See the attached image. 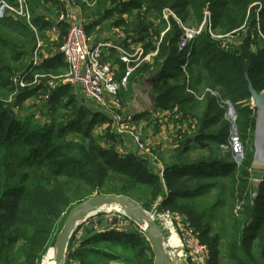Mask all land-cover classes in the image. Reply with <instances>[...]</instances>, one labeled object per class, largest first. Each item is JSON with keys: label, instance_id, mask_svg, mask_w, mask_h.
I'll use <instances>...</instances> for the list:
<instances>
[{"label": "trees", "instance_id": "1", "mask_svg": "<svg viewBox=\"0 0 264 264\" xmlns=\"http://www.w3.org/2000/svg\"><path fill=\"white\" fill-rule=\"evenodd\" d=\"M5 1L17 5L16 0ZM79 2L86 13L94 12L86 15L88 22L84 25L87 33L96 35L98 40L105 35L107 20L116 18L112 29L118 30L128 25L125 17L130 16L133 28L126 29L125 36L142 44L145 54L153 52L155 43L168 28L162 18L166 8L173 9L181 21L191 12L202 22L205 11L209 10L212 29L232 33L244 29L246 21H250L247 13L254 4H264V0ZM50 3L52 0H27L31 22L46 44L47 54L52 52V42L45 32L53 27V22L39 10L52 14ZM150 14L156 15L159 22L148 21ZM260 14L263 18L264 6ZM169 23L170 30L163 36L158 53L136 68L131 78L157 75L154 110L169 113L176 109L183 115L181 121L190 127L191 132L180 131L178 147L166 158L161 157L166 165L165 187L147 161L133 154H117L115 138L111 140L114 144H100L95 136L96 128L110 119L78 90L69 85L49 90L46 81L38 87L17 88L13 77L18 73L30 72L29 78L37 72L59 74L68 65L64 56L57 53L33 67L36 32L23 17L0 20V264H41L48 249L54 247L71 209L94 194H123L133 198L128 188L110 189L107 180L111 176L142 185L149 193L165 194L163 206L187 216L191 227L200 232L201 242L211 246L208 264H264V187L257 192L251 185L246 167L252 163L251 153L238 165L230 153L223 157L220 149L228 141L230 132L225 101L235 108L236 123L244 138L250 137V131L253 134L256 131L258 108L251 104L248 86L251 81L255 90L264 92V49L257 48L256 52L252 48L259 30L264 31V21L248 22L246 37L236 50L222 49L208 30H203L191 48L185 72L181 66L186 62V53L178 51L182 29L172 17ZM58 26L61 33L54 45L60 48L69 25L59 23ZM108 53V59L111 54L118 59L116 51ZM189 90L204 95L203 100ZM41 93L48 95L45 104L36 110L42 119L35 113L25 117L26 109L31 111L25 103ZM11 97L15 101L13 105L7 104ZM147 115L142 113L134 120ZM42 120L45 121L42 123ZM193 150L205 151L207 155L193 156ZM210 179L220 181L207 185ZM213 189L217 197L206 203L204 194ZM237 202L239 214L233 213ZM74 233L68 248V252L73 250L69 264L75 260L79 264H110L118 258L94 250L89 245L94 240L107 239L125 252V260L119 261L122 264H136L152 251L148 239L132 231L118 233L111 228L104 233L90 231L79 242ZM90 254L101 255L106 262L89 261Z\"/></svg>", "mask_w": 264, "mask_h": 264}, {"label": "rangeland", "instance_id": "2", "mask_svg": "<svg viewBox=\"0 0 264 264\" xmlns=\"http://www.w3.org/2000/svg\"><path fill=\"white\" fill-rule=\"evenodd\" d=\"M264 4L261 3H256L254 4L248 11L247 13V17L249 18L250 21H246V25L243 26L244 29L236 32H232V33H225L223 30L221 31V29L219 28H214L212 29V35L210 34V36L212 37V39H214L215 41H217L218 43L221 44V48H225L227 50L229 49H237L240 48V41L243 39V37H246V33L248 30V22L253 21V19L259 20V23L262 22V20L264 21V17L261 18V10L263 9ZM44 10H39L41 15H45L46 18L49 19H53L54 18V14H47L46 12H42ZM145 11L146 8H145ZM175 12V11H174ZM93 11L88 12L87 15H93ZM149 13V12H148ZM147 13V14H148ZM176 13V12H175ZM177 15V14H176ZM178 17V16H177ZM185 17V21H180L183 22V24L185 25V28H189L191 30H198L200 29L204 22H202V20H198L197 17H195L191 12H189L187 15L184 16ZM127 19V26H124L123 28H120L118 30H113V26H114V22L116 21V18L107 20L104 23V26L106 27L105 29V33L106 35L110 36V32L111 34H126L125 30L126 29H130L133 28V26H131L132 20L130 16L126 15L125 17ZM151 23L155 22L158 23L159 22V18L156 15L150 14L149 15V20ZM204 21V20H203ZM204 31L207 30V27H204L203 29ZM209 31V30H208ZM210 32V31H209ZM66 36V35H65ZM93 37V38H92ZM92 38V42L93 41H97V36L93 35ZM254 45H253V51H256L257 48L259 49H264V31L261 29L259 30L258 36L255 38L254 40ZM55 48H57L54 45ZM257 52V51H256ZM108 51H105V57L108 59ZM113 57V59L111 58ZM111 57H109L108 60H110V62L112 63H116L118 59H116V57L111 54ZM150 61V60H149ZM151 63H154V60L151 61ZM153 69L155 68V64H152ZM64 71H61L60 73H62ZM52 73V72H51ZM53 74V73H52ZM157 78V75L154 76L153 78H151V76L149 77H140L138 76L137 78L130 80V84L128 86V89L124 92H121V97H120V107H119V111L121 112V114L125 117L131 118V120L127 123L124 124L123 127L117 128L114 124V121L110 118V115L107 114V118L110 119L109 123H104L103 125H100L96 128L95 131V136L97 138L100 139V144L102 146L106 145H111L114 144V142H112L111 140H113L115 138V144H117V146H122V148L124 150L127 151V154H133L135 156L139 157H143L142 153L140 152L139 155H137V151L138 148L137 146H135L133 139L131 138V134L132 133H136V136H140L143 140H146L147 142L151 140H149V136H148V131L151 130V132L153 134L156 135V132H159V136L163 135V137H165L166 139H173V137L177 138L179 137V135H176V131H177V127L179 126V124L181 125L182 123H184L185 121H181V120H176L173 117V113L174 110H172L171 112H169V117L170 119L167 120V127L171 128L169 130L166 131H160L159 129L155 128L159 125V121L163 120V118L161 117V115L163 114L162 111L160 110H154L155 107V100H156V93H154V83L155 80ZM154 81V82H153ZM127 92H130V94H127ZM80 93V91H79ZM81 94V93H80ZM48 95L46 94H39L36 95V97H33V99L27 101L25 104V107L30 109L31 111L27 110L26 108V112H24L25 117H30L33 115V113L36 114V117L41 120L42 116L40 115L39 111H36L38 107H40L41 105L45 104V101H47V97ZM252 104V101H251ZM118 110V107H117ZM29 111V112H28ZM142 113H148L149 115H147L148 117L145 118H141L138 119V121H135V117H137L138 115L142 114ZM184 114V113H183ZM185 115V114H184ZM264 111L263 110H259L256 113V131L253 133H251V131L249 132L250 137L248 138H244L242 136V134H240L239 131V137H240V141L241 143H243L244 146V158L247 156L248 152L251 153L250 157L252 160V163L249 164L247 167L248 171H249V179L251 182V185L253 186V189L255 191L258 192L259 188L264 187V159L260 158V154H261V149H260V133L263 130V120H264ZM127 118V120H129ZM226 118L228 120V114L226 111ZM45 120H42V123ZM229 121V120H228ZM106 132L107 135H106ZM191 132V131H190ZM193 134V133H192ZM254 135V136H253ZM156 143L153 142L154 147L159 149V143L161 141V139H157V137L155 138ZM227 143V142H226ZM221 147V146H220ZM263 148V146H262ZM223 153V157H228V151H222ZM169 155V154H168ZM191 155L193 156H201V157H206L207 152L205 151H201L199 152L198 150H193L191 152ZM159 156L162 158H165V156L162 154L161 149H159ZM263 157V156H262ZM261 159V160H260ZM198 160V159H197ZM238 167L239 168H242ZM151 168V167H150ZM220 181L219 179H210L206 184L209 185L210 183L213 182H218ZM107 182H110V184L108 183V186L110 189H115V190H121L122 188H128L130 190L133 196V200H135L139 205H141L143 207V209L148 212L150 215H152L155 219H158L159 216H164L165 220H169L171 222L172 228H173V232H170L169 229H167L165 227V225H163V232H164V236H163V242L164 244H169L171 245L176 239L179 241V246L176 248V253L174 255V257H172L174 260L179 261L180 264H196V256H192L190 250L188 249V247L186 246V237L184 235L185 233V229L187 227H191V222L189 221L188 217L180 214L179 212L174 213L172 210V208L170 207H165L163 206V200L166 198V195H160V194H154V193H149V191L142 185L137 186L134 185L131 181H128L126 179H121L117 176H111L109 178V180H107ZM163 185L165 187H167L166 181L165 183L162 182ZM168 190V189H167ZM261 192V191H260ZM98 194H94L92 196H95ZM258 194L255 193L254 196L256 197ZM91 196V197H92ZM217 197V192L215 189L211 190L209 193L204 194L203 200L206 203H209L210 201L214 200ZM90 198V197H89ZM87 201V200H85ZM82 201V202H85ZM80 202V203H82ZM79 203V204H80ZM238 206L236 207V209L233 211V213L239 214V212L241 211V209L239 208L240 203L237 202ZM78 205V204H77ZM160 212H158V209ZM170 215L171 218H168L166 215ZM120 224L123 225L124 224H129L130 225V229L131 231L137 234H140L139 232H137V228H139V224L137 222H135L134 219H132L130 216L126 215L125 213L118 211V210H107V209H103V210H99L96 214L90 215L88 216V219H85L83 221H81L78 225L77 228L75 230L76 234L79 231L84 232L86 235L87 233H89L90 231H103L106 232V229H113V226L115 224ZM164 223V222H163ZM192 229H194V227H191ZM106 230V231H105ZM197 230V229H196ZM194 229V231L196 232V237H195V242L197 243H201L200 240V232L197 230L196 231ZM169 231V232H168ZM104 232H99V233H104ZM142 235V234H140ZM177 235V238L175 237ZM145 237V236H143ZM146 238V237H145ZM171 240V241H170ZM150 244V242H149ZM165 244V245H166ZM74 245H76V242H74ZM91 247H93L94 250L98 251V252H103V253H109L110 255L114 256V257H118L115 260H111L110 264H122V262L125 260L123 259L124 257L126 258V253L123 252L121 249H117L116 245L111 242V241H98L96 242L95 240L89 244ZM209 249L210 252L212 250L211 246L209 247L207 244H205ZM52 247H50L48 249V251L51 249ZM152 249V248H151ZM47 251V254H48ZM68 252V251H67ZM70 252V253H69ZM67 253V260H66V264L68 263L69 260V254L73 253V250H70ZM168 252L171 254L172 253V249L168 248ZM46 254V255H47ZM45 255V256H46ZM169 259H170V264H172V260L170 258V255L168 254ZM44 259V258H43ZM155 254L154 251L152 250L151 252H148L146 257L142 258V260H140L139 262L136 261V264H140V263H154L155 262ZM88 260H97L100 261V263L102 262H106V259H103V257L101 255H93L90 254ZM127 262V260H126ZM42 264V263H41ZM71 264H79V262L77 260L73 261Z\"/></svg>", "mask_w": 264, "mask_h": 264}, {"label": "built area", "instance_id": "3", "mask_svg": "<svg viewBox=\"0 0 264 264\" xmlns=\"http://www.w3.org/2000/svg\"><path fill=\"white\" fill-rule=\"evenodd\" d=\"M63 1L74 11L71 10L66 12L64 9H58L56 20L50 30L57 31L59 23H66L69 25L68 31L63 39L62 46L60 48H55L54 44L51 43L52 52L47 54L44 50L46 44H44L36 27L33 26L31 22V12L28 9L27 0H16L17 5H11L5 0H0V20L5 18L23 17L37 34V47L32 58L33 67L41 65L45 59L50 57V55L53 56L57 53L64 56L68 65L67 69L59 74L37 72L32 75V78H29L30 72L22 74L18 73L14 75L13 81L16 83L17 88L38 87L43 81H46V86L49 90H55L69 85L80 91L84 98L92 102L100 110L109 114L110 118L114 121L115 126L120 129L124 124H127L131 120V118H128L129 120H127L119 111L120 93L128 88L136 68L151 60L152 57L158 53L163 41V36L170 30V17L174 18L182 29V36L178 43V51L186 53V62L181 66L184 72L186 71L191 58V48L196 38L202 33L204 27H207V30L210 31L208 32L212 35L211 12L209 10L205 11L203 26L198 30H191L185 28V25L177 17L174 10L169 7L164 9L162 13V18L168 23V28L161 34L160 38L155 43L154 46L156 48L153 52L145 54V49L142 44L132 50L125 47L120 42L114 43L108 40L95 44V42H92L91 36L87 33L84 23L80 21H71L72 17L77 14L74 7H77V2L79 0ZM152 35L153 32H150V36ZM111 49L116 51L118 59H120L123 65L122 71H118L115 68L114 63L110 62V60L105 57V51L109 52ZM186 83L189 84V76H187ZM189 91L192 92L191 90ZM206 91L210 90L207 89ZM210 92L216 95L215 92ZM194 94L199 100H203L204 95L199 96L196 93ZM46 98L48 99V96ZM7 102V104H15L12 97L7 100ZM224 108H226L228 114L230 132L227 143L222 144L220 149L223 152L228 151L231 159L234 160L236 164L241 165L244 161V146L239 137L235 108L231 107L229 101L224 102ZM17 110L18 108L15 107L14 111L17 112ZM182 116L183 115L179 113L178 110H174L173 117L176 120H181ZM136 135V133H132L131 138L133 139L135 146H137L138 150L142 153L143 157L141 158L150 164L152 172L165 183L166 180H164V175L166 172V165L159 156V149L154 147L153 142H147L139 135ZM115 146L117 154L120 156L127 155V151L124 150L122 146H117V144H115ZM166 216L171 218L169 214ZM156 220L163 228V222L165 221L164 216H159ZM129 227V224L127 225L123 223V225H120L118 223L113 226V229L118 233H124L131 231ZM184 231L186 237L185 244L190 250L191 255L196 256V264H208L211 257L210 249L205 244L195 242L196 232L194 229L187 227ZM98 232H104V230H99ZM138 232L148 239V232L142 225H139ZM85 237L86 234L84 232H77L75 236L76 242L83 240Z\"/></svg>", "mask_w": 264, "mask_h": 264}, {"label": "water", "instance_id": "4", "mask_svg": "<svg viewBox=\"0 0 264 264\" xmlns=\"http://www.w3.org/2000/svg\"><path fill=\"white\" fill-rule=\"evenodd\" d=\"M155 80V78H154ZM154 82V81H153ZM248 90L251 94V101L254 107L264 111V92L260 93L255 90L251 81H249ZM233 108L232 104L230 103ZM264 125V124H263ZM264 136V132H263ZM119 207L126 215H133L131 217L139 225H142L148 232V241L155 254V264H163L164 249H163V228L157 220L146 212L141 205L135 200L125 195H95L88 198L87 201L82 202L71 209L68 214L67 221L59 233L55 242V261L56 264H66L67 251L73 237V233L77 225L88 218V216L96 214L99 210L105 207ZM172 264H180L177 260H172Z\"/></svg>", "mask_w": 264, "mask_h": 264}, {"label": "crops", "instance_id": "5", "mask_svg": "<svg viewBox=\"0 0 264 264\" xmlns=\"http://www.w3.org/2000/svg\"><path fill=\"white\" fill-rule=\"evenodd\" d=\"M49 9H51V13L54 14V18L51 19L52 22L54 23V21L56 20V17H57V10H61V9H64V11L68 12V11H71L73 10L72 8H70L68 5H66V3L63 1V0H52V3L49 4ZM74 9L76 10V13L71 21L72 22H82L85 24V22H88L87 21V10L83 7H81V2H79V4H77V7H74ZM74 11V10H73ZM155 23V22H154ZM116 31V30H115ZM110 32V36L109 35H104L101 40H97V41H93L95 42V44H98V43H101V41H111V42H114V43H118L120 42L121 44H123L125 47L129 48V49H136V47H138V45H140L139 42H136L134 41L133 39H129V38H126L125 34H121V33H114V34H111V31ZM60 33H61V30L60 28L58 27V30L57 31H48L45 33V35L47 37H49L50 41L54 44V42H57L59 36H60ZM92 37V36H91ZM65 38V37H64ZM63 38V39H64ZM93 38V37H92ZM124 42V43H123ZM112 50V49H111ZM115 51V50H114ZM114 66L115 68L118 70V71H122L123 69V65L119 59L118 62L114 63ZM169 113H163L161 115V117L163 118V120H160L159 121V125L155 128L159 129L160 131H166V130H169L171 128L167 127V120L170 119ZM189 124H187V122H184L183 124H179V126L177 127V131H176V135H179L180 134V131H190V127H188ZM159 134V132H156V135L153 134L150 131H148V136H149V140H151L152 142H155L156 143V140L155 138L157 137V139H161L160 143H159V149H161L162 151V154L165 156V158L168 156V154L173 151L176 147H178V140H179V137L177 138L176 137H173V139H166L165 137H163V135L159 136L157 135ZM140 154V151H137V155ZM117 224V223H116ZM108 230V229H106Z\"/></svg>", "mask_w": 264, "mask_h": 264}, {"label": "bare ground", "instance_id": "6", "mask_svg": "<svg viewBox=\"0 0 264 264\" xmlns=\"http://www.w3.org/2000/svg\"><path fill=\"white\" fill-rule=\"evenodd\" d=\"M264 116V115H263ZM263 124H264V120H263ZM264 126V125H263ZM263 132H264V127H263V130L261 131V133H260V140H259V142H260V149H261V154H260V158H262V159H264V136H263ZM262 146H263V148H262ZM263 156V157H262ZM261 160V159H260ZM105 209H107V210H109V209H111V210H118V211H121L122 212V210H120V208L119 207H116V206H114V207H105ZM103 210V209H102ZM129 216H131V217H133L134 218V216L133 215H129ZM88 219V218H87ZM164 225H165V227L167 228V229H169L170 230V232H173V228H172V225H171V222L167 219V220H165L164 221V223H163ZM169 232V231H168ZM176 238H177V235L175 236ZM171 241V240H170ZM179 241L176 239L171 245H169V244H164V242H163V249H164V253H165V256H164V262H163V264H170V259H169V257H167L168 256V254L170 255V258L171 259H173L172 257H174V255H175V253H176V248L179 246V243H178ZM55 246V245H54ZM168 248L169 249H172V253L170 254L169 252H168ZM55 254H56V252H55V247H52L49 251H48V254L44 257V259H43V261H42V264H56V261H55ZM172 256V257H171ZM174 260V259H173Z\"/></svg>", "mask_w": 264, "mask_h": 264}]
</instances>
